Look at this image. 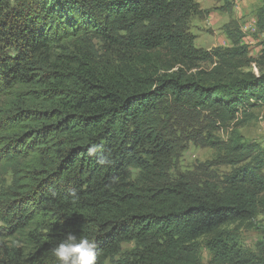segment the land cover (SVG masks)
Listing matches in <instances>:
<instances>
[{"label": "trees", "instance_id": "1", "mask_svg": "<svg viewBox=\"0 0 264 264\" xmlns=\"http://www.w3.org/2000/svg\"><path fill=\"white\" fill-rule=\"evenodd\" d=\"M205 13L197 0H0V264H58L68 233L95 242V264H204L203 248L208 264H264V238L247 247L233 227L264 212V145L238 131L264 106V0L260 58L235 20L230 46L198 47L190 21ZM177 111L234 126L217 142L229 173H172Z\"/></svg>", "mask_w": 264, "mask_h": 264}, {"label": "rangeland", "instance_id": "2", "mask_svg": "<svg viewBox=\"0 0 264 264\" xmlns=\"http://www.w3.org/2000/svg\"><path fill=\"white\" fill-rule=\"evenodd\" d=\"M203 11L200 16H194L190 21V31L195 35L198 47L211 50L218 46H230L224 31V26L230 20L240 24L246 33L243 43L248 45L249 55L260 58L262 54V36H254L255 11L262 0H197ZM204 66L209 67L208 64ZM253 70L259 73V66L253 63ZM264 69V68H263ZM255 117L251 122L238 128L245 141L264 145V106L255 110ZM184 111H177L170 126L177 133L179 146L173 157L170 170L175 176L181 175L193 181L205 177V173H212L222 177L229 173L231 165L224 160V153H220L217 142L229 140L233 125L224 126L212 120L207 113L186 115L191 117L183 119ZM232 124V123H231ZM134 173L138 170L133 169ZM243 244L254 248L256 243L264 238V212L253 222L235 225ZM134 244H125V248H132ZM211 253L202 249V260L208 264Z\"/></svg>", "mask_w": 264, "mask_h": 264}, {"label": "clouds", "instance_id": "3", "mask_svg": "<svg viewBox=\"0 0 264 264\" xmlns=\"http://www.w3.org/2000/svg\"><path fill=\"white\" fill-rule=\"evenodd\" d=\"M95 151V146L89 149L90 154H95ZM70 195L75 197V190ZM50 251L58 264H95L96 244L83 235L68 233Z\"/></svg>", "mask_w": 264, "mask_h": 264}]
</instances>
